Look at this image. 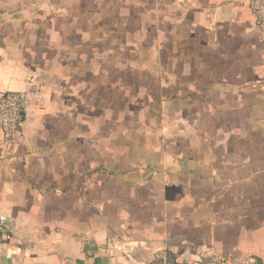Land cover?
<instances>
[{
  "label": "crops",
  "instance_id": "obj_1",
  "mask_svg": "<svg viewBox=\"0 0 264 264\" xmlns=\"http://www.w3.org/2000/svg\"><path fill=\"white\" fill-rule=\"evenodd\" d=\"M248 1L0 0V91L28 93L0 131V264L264 261Z\"/></svg>",
  "mask_w": 264,
  "mask_h": 264
},
{
  "label": "built area",
  "instance_id": "obj_2",
  "mask_svg": "<svg viewBox=\"0 0 264 264\" xmlns=\"http://www.w3.org/2000/svg\"><path fill=\"white\" fill-rule=\"evenodd\" d=\"M248 6L255 27L264 35V0H249ZM27 105V91H0V131L6 144L15 143L22 137ZM14 237L15 234L10 229L7 218L0 212V244L10 243ZM146 264H227V261L214 252H207L193 259L165 256L156 262ZM236 264H264V261L247 258Z\"/></svg>",
  "mask_w": 264,
  "mask_h": 264
},
{
  "label": "rangeland",
  "instance_id": "obj_3",
  "mask_svg": "<svg viewBox=\"0 0 264 264\" xmlns=\"http://www.w3.org/2000/svg\"><path fill=\"white\" fill-rule=\"evenodd\" d=\"M190 107H193V109L195 108V106H190ZM192 109V108H191ZM190 111H193V110H190ZM189 127H190V125H189Z\"/></svg>",
  "mask_w": 264,
  "mask_h": 264
}]
</instances>
